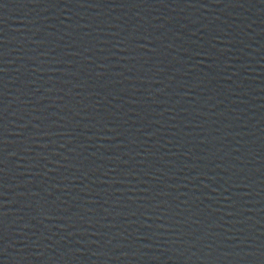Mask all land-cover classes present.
I'll return each mask as SVG.
<instances>
[{
	"label": "water",
	"instance_id": "obj_1",
	"mask_svg": "<svg viewBox=\"0 0 264 264\" xmlns=\"http://www.w3.org/2000/svg\"><path fill=\"white\" fill-rule=\"evenodd\" d=\"M0 264H264V0H0Z\"/></svg>",
	"mask_w": 264,
	"mask_h": 264
}]
</instances>
